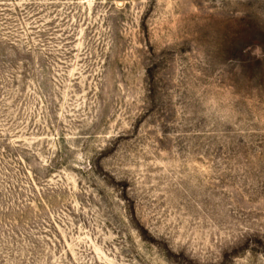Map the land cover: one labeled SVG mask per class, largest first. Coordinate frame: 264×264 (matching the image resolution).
Segmentation results:
<instances>
[{"label": "rangeland", "instance_id": "rangeland-1", "mask_svg": "<svg viewBox=\"0 0 264 264\" xmlns=\"http://www.w3.org/2000/svg\"><path fill=\"white\" fill-rule=\"evenodd\" d=\"M0 264H264V0H0Z\"/></svg>", "mask_w": 264, "mask_h": 264}]
</instances>
